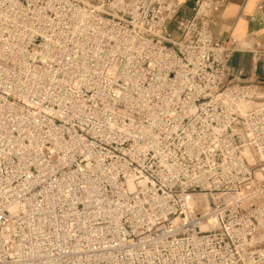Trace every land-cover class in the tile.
Wrapping results in <instances>:
<instances>
[{
	"label": "built area",
	"instance_id": "obj_1",
	"mask_svg": "<svg viewBox=\"0 0 264 264\" xmlns=\"http://www.w3.org/2000/svg\"><path fill=\"white\" fill-rule=\"evenodd\" d=\"M224 3L0 0V264H264L263 81L230 75Z\"/></svg>",
	"mask_w": 264,
	"mask_h": 264
},
{
	"label": "crops",
	"instance_id": "obj_2",
	"mask_svg": "<svg viewBox=\"0 0 264 264\" xmlns=\"http://www.w3.org/2000/svg\"><path fill=\"white\" fill-rule=\"evenodd\" d=\"M169 1L180 14L190 16L197 0ZM213 34L218 40H237L229 62L230 75L241 74L244 82L262 80L264 89V0H225L213 24Z\"/></svg>",
	"mask_w": 264,
	"mask_h": 264
},
{
	"label": "rangeland",
	"instance_id": "obj_3",
	"mask_svg": "<svg viewBox=\"0 0 264 264\" xmlns=\"http://www.w3.org/2000/svg\"><path fill=\"white\" fill-rule=\"evenodd\" d=\"M174 37H178V36L175 34ZM257 165H258V163H257ZM257 173H258V174H261L260 170H258ZM251 201H253V202H257V203H258V202L261 203V202L264 201V197L259 193V194H257L255 197H253ZM211 202H212V201H210V204L208 203L207 206L211 205ZM204 223L207 224V221H205ZM204 228H205V227H204Z\"/></svg>",
	"mask_w": 264,
	"mask_h": 264
},
{
	"label": "bare ground",
	"instance_id": "obj_4",
	"mask_svg": "<svg viewBox=\"0 0 264 264\" xmlns=\"http://www.w3.org/2000/svg\"><path fill=\"white\" fill-rule=\"evenodd\" d=\"M249 155V154H248ZM251 159V158H250ZM260 175V174H259Z\"/></svg>",
	"mask_w": 264,
	"mask_h": 264
}]
</instances>
